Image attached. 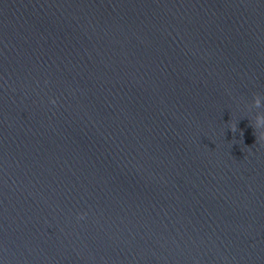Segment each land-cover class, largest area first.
Segmentation results:
<instances>
[{
  "label": "water",
  "instance_id": "95a60500",
  "mask_svg": "<svg viewBox=\"0 0 264 264\" xmlns=\"http://www.w3.org/2000/svg\"><path fill=\"white\" fill-rule=\"evenodd\" d=\"M257 98L264 0H0V261L264 264Z\"/></svg>",
  "mask_w": 264,
  "mask_h": 264
},
{
  "label": "clouds",
  "instance_id": "9594fccd",
  "mask_svg": "<svg viewBox=\"0 0 264 264\" xmlns=\"http://www.w3.org/2000/svg\"><path fill=\"white\" fill-rule=\"evenodd\" d=\"M55 103H56V101H55V100H52V104H55ZM262 106H264V103H262V101H261L260 98H257L256 107H257V108H261ZM255 123H256V128H257V129H264V114H262V115H258V116L256 117V121H255ZM86 218H87V217H86V214H83V215H80V216L77 217V219H78L79 221H83V220H85ZM0 264H3V262L0 261Z\"/></svg>",
  "mask_w": 264,
  "mask_h": 264
}]
</instances>
